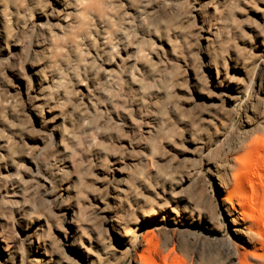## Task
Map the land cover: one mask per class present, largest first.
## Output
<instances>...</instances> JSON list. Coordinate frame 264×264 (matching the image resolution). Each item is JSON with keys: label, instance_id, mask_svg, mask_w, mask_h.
I'll list each match as a JSON object with an SVG mask.
<instances>
[{"label": "bare ground", "instance_id": "obj_1", "mask_svg": "<svg viewBox=\"0 0 264 264\" xmlns=\"http://www.w3.org/2000/svg\"><path fill=\"white\" fill-rule=\"evenodd\" d=\"M189 260L264 264V0H0V264Z\"/></svg>", "mask_w": 264, "mask_h": 264}, {"label": "rangeland", "instance_id": "obj_2", "mask_svg": "<svg viewBox=\"0 0 264 264\" xmlns=\"http://www.w3.org/2000/svg\"><path fill=\"white\" fill-rule=\"evenodd\" d=\"M228 235H229L228 229L224 228L219 234H217V235H212L211 237H212V238H215V239H219V240L221 239V240H223V239H225ZM241 250H244V249L241 248ZM253 263H255V264H259V262L256 261V260H253ZM186 264H193V262H191V261L189 260V261H187ZM237 264H239V263L237 262Z\"/></svg>", "mask_w": 264, "mask_h": 264}]
</instances>
